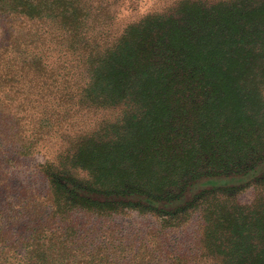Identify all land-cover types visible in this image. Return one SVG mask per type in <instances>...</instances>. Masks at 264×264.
Returning <instances> with one entry per match:
<instances>
[{
	"label": "trees",
	"instance_id": "16d2710c",
	"mask_svg": "<svg viewBox=\"0 0 264 264\" xmlns=\"http://www.w3.org/2000/svg\"><path fill=\"white\" fill-rule=\"evenodd\" d=\"M121 1L0 0V264H264V0Z\"/></svg>",
	"mask_w": 264,
	"mask_h": 264
},
{
	"label": "rangeland",
	"instance_id": "374dc122",
	"mask_svg": "<svg viewBox=\"0 0 264 264\" xmlns=\"http://www.w3.org/2000/svg\"><path fill=\"white\" fill-rule=\"evenodd\" d=\"M180 0H124L120 3L115 4V9H117L116 22L114 24L113 30L121 32L126 29L128 26L139 23L148 15H151L156 12V14H162L163 11L168 8H174ZM206 5H213L219 2H225L227 0H197ZM52 62H55L53 60ZM121 115L120 109L107 111L103 114H99L97 118L98 121H93L92 126L97 125L101 122L102 118L113 122ZM122 117V116H121ZM91 126V127H92ZM47 159V153H39L33 158L23 161L21 165H15L11 170L12 183L17 188L29 187L30 190L36 191L40 188L41 184L34 186L33 183H39L40 180V171L42 166L45 165ZM73 178L79 181H88L89 175L84 172L82 169L72 170ZM33 182V183H32ZM258 192L256 190H249L240 194L238 198L239 202L250 203L253 201L254 197ZM200 217V213H194L191 216L189 221L195 222ZM83 218V216H79ZM85 218V217H84ZM166 219L162 214H157L154 212H139L137 210H129L127 214L117 216L114 220L115 223H120L119 228H129L137 227L142 228L147 232V226L150 224H156L162 222ZM179 232L174 233V237L178 235Z\"/></svg>",
	"mask_w": 264,
	"mask_h": 264
}]
</instances>
